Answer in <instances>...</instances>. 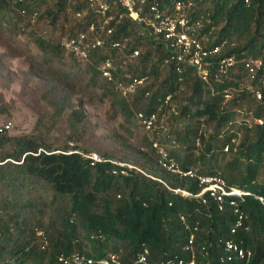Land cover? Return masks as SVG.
Returning a JSON list of instances; mask_svg holds the SVG:
<instances>
[{
	"label": "trees",
	"instance_id": "obj_1",
	"mask_svg": "<svg viewBox=\"0 0 264 264\" xmlns=\"http://www.w3.org/2000/svg\"><path fill=\"white\" fill-rule=\"evenodd\" d=\"M175 1L183 4L178 12ZM155 3L172 16L203 22L201 32H210V45L224 43L212 57L210 74L217 59L234 56L237 62L228 74L218 81L201 80L194 68L170 60L163 44L139 36L137 24L118 6L110 8L113 20L104 26L89 0H0V29L14 37L27 34L41 63L55 62L63 72L60 79L77 75V69L85 72L86 89L91 95L101 90L100 97L110 100L126 132L139 123L138 114L155 116L145 151L126 160L140 171L130 170L127 176L114 175L116 166L110 162L91 164L66 145H49V123L45 132L0 133V264H60L61 254L103 257L109 252L118 253L121 264H135L144 247L150 263L185 260L190 230L181 216L190 229L198 225L193 245L197 261L237 264L223 259L224 242L235 240L252 252L248 264L264 263V0H144V10ZM41 24L50 28L48 37L35 31ZM79 34L88 43L102 42L87 62L61 46L63 38ZM135 50L139 55L131 59ZM106 59L124 85L142 80L133 93L122 95L101 76L98 67ZM50 71L58 78L59 73ZM51 83L53 91L68 88ZM54 104L59 107L55 118H60L63 103ZM68 117L74 126L83 113L74 110ZM157 146L180 169L220 177L248 192L239 203L246 215L243 226L231 233L234 216L227 203L219 210L207 195L194 199L173 193L180 188L198 194L202 188L196 178H180L162 168ZM40 233L46 238L44 248Z\"/></svg>",
	"mask_w": 264,
	"mask_h": 264
},
{
	"label": "built area",
	"instance_id": "obj_2",
	"mask_svg": "<svg viewBox=\"0 0 264 264\" xmlns=\"http://www.w3.org/2000/svg\"><path fill=\"white\" fill-rule=\"evenodd\" d=\"M247 3L248 0H245ZM90 6L95 9L97 14H99L103 20V25H109L113 17L108 15L110 8L113 6H118L124 11L126 17L131 19L137 24L138 35L149 39L157 44H163L168 51L170 60L184 63L195 69L197 75L203 81H209V79H214L216 81L220 80L222 77L228 74L229 69H231L236 64V59L234 56H227L217 59L215 63V71L211 76L210 70L213 65L212 57L216 56L223 46L210 45V32H201L203 29V22L200 20H193L185 15L175 14L174 16L167 14L165 11L159 9L158 5L155 3L149 8L144 10V0H89ZM173 6L176 12L183 8V4L179 1H175ZM23 13V12H22ZM90 31L94 30L92 25ZM107 33H111V28L107 30ZM61 46L64 50L71 54L73 58L81 61L87 62L89 60L90 51L96 47L102 46L100 40L93 41L91 43L86 42V35L79 34L72 38H63L61 40ZM118 47V44L114 45ZM139 55V51L135 50L130 55L133 59ZM260 62H255V67L260 66ZM214 66V65H213ZM98 70L101 72V76L116 86V88L126 95L133 93L136 86L141 84L142 80H135L133 82L124 85L123 82L118 81L116 78V67L112 64L109 59L102 61L99 64ZM168 99V98H167ZM256 99H261V94L256 92ZM139 123L147 131L152 130L154 126L155 116L151 115L149 118L144 117L142 114L137 115ZM261 124V121H257ZM10 124H5L0 126V133L9 130ZM234 142V140L232 141ZM156 147V144L153 145ZM229 146L224 148L227 152ZM78 152V151H76ZM82 157L91 164L100 162H110L116 166L112 171L114 175L127 176L130 170L140 171L138 168L126 165L122 163H116L112 160H105L102 156L95 153H81ZM160 158L158 159V164L166 169L168 172L179 176L180 178H196L198 180L199 186L202 188L198 194H191L180 188L173 189V193L179 194L184 198H202V196L207 195L208 198L212 199L219 210L224 209V205L227 203L231 208L232 214L234 216V226L231 233H234L236 229L241 228L246 220V215L239 206L240 201L247 195L245 192L237 187L228 186L224 179L217 176H198L193 170H182L178 167L176 163L167 159L166 152L159 153ZM206 198L202 200L205 202ZM180 220L186 229L190 230L187 242L185 244L184 250L189 251V257L185 260L178 258L167 260L164 264H208L204 262H199L196 259V252L193 250V245L195 241V232L197 231V223L190 229L186 224V219L181 216ZM43 243L42 248L47 244L45 235L43 233L39 234ZM224 251L226 261H238L237 264H248L252 256V252L243 246L242 241L227 240L224 242ZM149 250L144 247L141 252L137 255L135 264H158L150 263L149 261ZM58 262L60 264H121L120 256L116 252H109L103 257H88L78 253H72L69 255L61 254L58 256ZM223 262V260H221ZM264 264V263H263Z\"/></svg>",
	"mask_w": 264,
	"mask_h": 264
},
{
	"label": "rangeland",
	"instance_id": "obj_3",
	"mask_svg": "<svg viewBox=\"0 0 264 264\" xmlns=\"http://www.w3.org/2000/svg\"><path fill=\"white\" fill-rule=\"evenodd\" d=\"M35 31L44 37L51 34L45 24ZM40 58L27 34L14 37L0 29V126L9 123L8 134L22 136L45 132L49 123L47 139L52 147L66 145L81 153L108 155L116 163L134 166L126 160H132L140 149L145 151L143 143L153 137L155 128L147 131L137 122L126 132L121 115L111 110L110 100L100 97L101 90L97 88L91 95L86 89L85 72L77 69V75L74 72L68 80H62L58 76L63 72L56 63L44 65ZM63 60L69 62L70 58L64 56ZM50 69L59 73L58 78ZM54 81L58 82L56 86L64 84L68 88L53 91ZM54 102L63 103L60 118H55L54 111L59 107ZM74 110H81L83 117L72 126L68 116ZM51 119L55 120L52 125ZM158 151L166 152L164 148Z\"/></svg>",
	"mask_w": 264,
	"mask_h": 264
}]
</instances>
